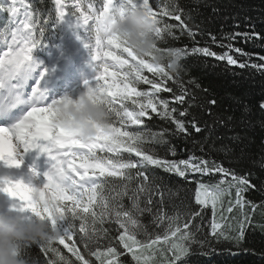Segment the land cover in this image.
Masks as SVG:
<instances>
[{
    "label": "snow or ice",
    "instance_id": "obj_1",
    "mask_svg": "<svg viewBox=\"0 0 264 264\" xmlns=\"http://www.w3.org/2000/svg\"><path fill=\"white\" fill-rule=\"evenodd\" d=\"M55 4L58 23L67 21L88 33L90 43L85 47L92 49L96 76L84 87L106 99L110 120L107 130L87 141L59 126L57 106L72 100L45 98L41 84L46 69L37 86L25 94L28 81L36 79L39 65L33 52L42 43L48 20L42 25L30 4L12 0L4 10L13 19L3 33L11 43L0 56V99L5 101L0 103V124L10 125L0 126V169L5 170L0 172V194L14 202L9 212L47 222L56 233L54 239L36 245L43 259L33 257L31 246L24 245L18 264H218L225 254L259 257L257 264H264V243L259 247L249 243L257 228L264 232V200L257 205L249 198L256 191L264 193V54L237 45L255 47L259 42L264 48V31H256L245 13L248 31L237 23L234 31L218 37L210 24L197 20L194 7L181 0H103L98 8L91 0L86 7L85 0H77L71 12L66 11L67 0ZM21 7L23 19L17 22ZM210 7L214 16L224 14L222 6ZM127 8H143L158 22L156 51L181 57L175 73L141 58L118 35L110 34L108 22ZM185 35L191 46L173 45ZM213 45L222 51L213 50ZM106 47L119 49L120 54L105 51ZM189 57L206 65L205 72L222 73L221 78L230 79L238 91L221 95L193 78ZM106 76L112 77L107 86L101 83ZM257 91L259 99L253 102L248 97L254 98ZM157 118L163 124L153 131ZM11 138L17 141L15 148ZM174 140H186L195 150L186 159L176 158ZM33 150L52 161L39 188L32 183L37 177L34 170L27 182L11 175L21 168L23 154ZM172 176L189 183L190 176L195 178L199 209L165 199L172 191L168 183ZM169 207L175 214L169 215ZM209 207L212 220L205 228ZM257 208L260 220L254 219ZM146 213L158 231L141 223L139 218ZM106 223L118 227L105 228Z\"/></svg>",
    "mask_w": 264,
    "mask_h": 264
},
{
    "label": "trees",
    "instance_id": "obj_2",
    "mask_svg": "<svg viewBox=\"0 0 264 264\" xmlns=\"http://www.w3.org/2000/svg\"><path fill=\"white\" fill-rule=\"evenodd\" d=\"M9 2L10 3L7 4V6H3V8L2 5L0 4V17L3 19H7L10 16V14L4 10L11 7L12 0H9ZM23 2L24 4H30L33 10L39 14L40 22L44 20H48L49 22L51 21V26L59 25V23L57 22L56 6L50 3L51 0H23ZM151 2H153V0H150V3ZM181 3L184 5L194 7L195 11L198 12L197 20L204 21L205 23L210 24L211 30L215 32L218 37L221 35V33H228L234 31L235 30L234 25L237 23L240 24V30L248 31L249 21L244 19L245 13L251 16L252 18L251 23L256 25V31L258 32L264 31V15H261V11H264V9H262L261 7L262 3H264V0H181ZM18 4H19V0H18ZM211 5L222 6L224 14L223 15L215 14L214 16V14L211 12V7H210ZM22 13H23V7H21V15L18 16V19H23ZM9 20H11V18H9ZM170 22L176 23L175 21H170ZM201 39L205 40L208 38L204 37ZM191 44L192 41L189 40L186 35L181 36L178 41L173 42V45L178 47L184 45L191 46ZM237 45L244 47L246 51H253L255 53L264 54V48H261L259 46V42H257V45L255 47H252L251 45H240L239 42H237ZM212 47L213 50L215 51H222V49H219L214 45ZM186 62L191 66L192 71L190 75L193 78H197L203 81L205 85L210 84L221 95H224L228 92L238 91V89L232 87V81L230 79L221 78L222 73H214L212 72L211 69H208V71L205 72L204 69L206 65L199 63L197 57H189ZM211 62L214 64L217 63L215 61H211ZM237 71H242V70H237ZM148 77L152 78V76H148ZM169 84H171L170 81ZM140 87L143 89H147L148 86L140 85ZM160 95L164 96L165 98H170L171 96L170 93H161ZM259 95L260 93L257 91L255 93L254 98L253 97H248V98L252 99L253 102H255L256 100L259 99ZM162 124L163 122L159 121V119L157 118L156 122L151 125L152 130L153 131L159 130ZM194 135L198 136V134L195 133ZM101 143H103V141H101ZM173 143L177 146L176 158L179 159H186L188 155L195 150L193 145L186 140H174ZM197 154L199 153L197 152ZM98 155L111 156V154L109 153H100V152H98ZM123 155L127 156L126 153H124ZM223 163L225 164V166H228L230 162L225 160L223 161ZM165 175L167 176L168 174ZM189 180L192 182L189 183L183 181L179 177H174V176L169 177L168 183L169 185L172 186V191L165 193V199L168 200L170 204L171 203L180 204L183 201L199 209L201 206L197 205L195 202L196 187H197L195 183V178L190 176ZM249 198L255 201L257 205H259L261 201L264 200V193L256 191ZM124 203L127 206L129 204V201L125 199ZM167 211L169 215L175 214V210L172 209L171 207H169ZM259 213H260V209L257 208L256 212L254 213L255 220H260ZM139 219L141 223L144 224L150 230L158 231V229H155L152 225V216L150 214L146 213L143 216H141ZM211 220H212V214H211V208L209 207L208 209L205 210V220H204L205 228L208 227V224L211 222ZM104 227L116 228L118 227V225L106 223ZM113 234L114 233H110V235ZM138 238H142V237H138ZM66 243L71 245L72 241H66ZM249 243L250 245L256 247L261 246V244L264 243V232H261L259 228H257L255 231L252 232ZM57 247H59L65 255L71 256V254L67 252V249H65L63 245H57ZM32 252L35 253L33 257H39L43 259V256L39 250H37V253L34 250ZM128 259H130V257H128ZM258 260L259 257L250 258L248 255L229 257L227 256V254H225L219 257L218 264H257Z\"/></svg>",
    "mask_w": 264,
    "mask_h": 264
},
{
    "label": "clouds",
    "instance_id": "obj_3",
    "mask_svg": "<svg viewBox=\"0 0 264 264\" xmlns=\"http://www.w3.org/2000/svg\"><path fill=\"white\" fill-rule=\"evenodd\" d=\"M108 26L110 34L118 35L141 58L151 59L171 73L180 67V56L156 51L158 22L143 8L117 12ZM109 120L106 99L87 91L71 104L57 106V124L85 141L95 138L100 130H107ZM56 219L62 222L61 217ZM55 236L47 222L36 218L28 220L23 214L0 210V264H18L17 254L22 246L37 245Z\"/></svg>",
    "mask_w": 264,
    "mask_h": 264
},
{
    "label": "rangeland",
    "instance_id": "obj_4",
    "mask_svg": "<svg viewBox=\"0 0 264 264\" xmlns=\"http://www.w3.org/2000/svg\"><path fill=\"white\" fill-rule=\"evenodd\" d=\"M89 25H91V22L89 21ZM68 29L69 30H72L73 32H79V29H81V28H76V27H69L68 26ZM0 35L2 36V38H3V42H5V43H7V44H5V46H8V44L9 43H11V40H9L8 38H7V42H6V38H5V36L3 35V34H1L0 33ZM85 35H87V31L85 30ZM79 37H80V35L77 33V36H74V41H75V43H74V47L76 48V54H77V56L75 55V54H73L76 58H77V60H84V62L86 63V64H89V60L88 61H86V59H89V58H91L92 59V49H91V47H85V45L86 44H89L90 43V41L88 40V41H86V42H88V43H86L85 45L84 44H82L79 40ZM2 39H0V41H1ZM61 42L60 43H58L53 49H54V51L55 52H57L58 53V56L57 57H54L52 54H50V55H48L46 58H38V59H36L35 61L37 62V64L38 65H43V64H45V65H50L51 67H54L56 64L59 66L60 64H64V61H63V59L62 58H60V56H64L63 58H65L67 55H68V53H69V50L68 49H66L65 48V42L64 41H62L61 39H59ZM8 41H9V43H8ZM0 46H1V44H0ZM105 51H109V50H111V51H114L117 55H119L120 53L118 52V50L116 49V48H111V47H106L105 49H104ZM5 51H8V49H6V50H2V51H0V53H3L4 54V52ZM73 56V57H74ZM72 57V58H73ZM36 58V57H35ZM105 59H107L106 57H105ZM109 63H114L113 61H111V60H109ZM101 71H103V68H101ZM112 71H115V69H112V68H110L109 69V72H112ZM109 80V81H108ZM30 82V81H29ZM28 82V83H29ZM101 83H103V84H111L112 83V77L111 76H106V78L103 80V81H101ZM117 85L119 86V87H122V83H120V81H117ZM87 91V89L85 88V89H83V92L82 93H84V92H86ZM81 93V94H82ZM65 97H69L70 99H72L73 101H75V100H77V99H75L74 98V95H73V93H71V94H69V95H65ZM62 98H64V97H58L56 100H58V99H62ZM12 145H13V147L15 148V146H16V144H17V141L15 140V138H11L10 139V141H9ZM35 151L36 150H33V152H32V154L34 155V160L36 161V157H37V155H36V153H35ZM26 154V153H25ZM34 163H36V162H34ZM23 165V164H22ZM24 166V165H23ZM25 167V166H24ZM1 170V172L2 171H5V170H3V169H0ZM11 175H12V177H13V179H19V180H22V179H26V178H23V177H19V174H18V170H15V171H13L12 173H11ZM25 181V180H24ZM26 182V181H25ZM36 182V181H35ZM36 184H38V185H41L40 184V182H39V180H37V182H36ZM33 185H34V183H33ZM34 187H35V185H34ZM0 198H1V202H2V205H3V208H5V209H3V208H1V210H5V211H8V209L10 208V206H11V204L12 203H14L13 201H11V200H9L6 196H4L3 194H0ZM93 260L95 259L94 257L92 258Z\"/></svg>",
    "mask_w": 264,
    "mask_h": 264
},
{
    "label": "bare ground",
    "instance_id": "obj_5",
    "mask_svg": "<svg viewBox=\"0 0 264 264\" xmlns=\"http://www.w3.org/2000/svg\"><path fill=\"white\" fill-rule=\"evenodd\" d=\"M74 55L72 54L71 56H69L70 57V63L71 62H73V59H77L75 56L73 57ZM73 57V58H72ZM86 64V63H85ZM82 67H84V65H81ZM69 68H70V66H67V67H65L64 68V73L65 72H68L69 71ZM30 81V80H29ZM28 81V82H29ZM3 147H4V149H5V153H6V150H7V145L5 144V145H3ZM32 152L33 151H29V152H27L26 153V155H28V156H31L33 159H34V155L32 154ZM34 162H37V157H36V161L34 160ZM32 170H33V168H32ZM29 172H30V170H29V168L27 169L26 167H24L23 165L21 166V168L20 169H18V174H19V177H23V178H26V182H27V179H28V175H29ZM42 177V176H41ZM45 179V178H44ZM37 180H39V178H38V176L32 181V183H34V185H35V187H41L42 185H38V184H36V182H37ZM36 181V182H35ZM43 181V183L44 182H46V180H42ZM33 185V186H34Z\"/></svg>",
    "mask_w": 264,
    "mask_h": 264
}]
</instances>
